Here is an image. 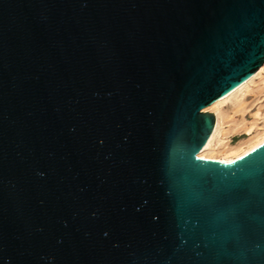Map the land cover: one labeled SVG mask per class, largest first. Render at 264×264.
Wrapping results in <instances>:
<instances>
[{
    "label": "water",
    "instance_id": "1",
    "mask_svg": "<svg viewBox=\"0 0 264 264\" xmlns=\"http://www.w3.org/2000/svg\"><path fill=\"white\" fill-rule=\"evenodd\" d=\"M264 63V0H0V264H264V142L200 155Z\"/></svg>",
    "mask_w": 264,
    "mask_h": 264
},
{
    "label": "bare ground",
    "instance_id": "2",
    "mask_svg": "<svg viewBox=\"0 0 264 264\" xmlns=\"http://www.w3.org/2000/svg\"><path fill=\"white\" fill-rule=\"evenodd\" d=\"M263 70L264 63L249 78L206 107L216 113V121L209 139L199 153L200 155L231 162L238 160L264 142V84H261V87L258 84L255 86L251 85L252 82H255V77L261 75ZM260 80H264L263 75ZM249 92L254 94V97L252 96L253 98L250 99L251 101L247 100L246 96ZM228 100L233 103L234 112L241 113L240 118H230L223 111L219 112L220 109L222 110V105ZM250 108H256L252 113V120H248L245 117V113ZM223 122L228 124L226 128L223 126ZM260 122L262 123L261 125ZM219 133H221V138L217 142V147L219 148L217 151L214 142ZM233 133H244L248 136L242 137L236 143H232L229 137ZM215 149L219 154L215 153Z\"/></svg>",
    "mask_w": 264,
    "mask_h": 264
},
{
    "label": "rangeland",
    "instance_id": "3",
    "mask_svg": "<svg viewBox=\"0 0 264 264\" xmlns=\"http://www.w3.org/2000/svg\"><path fill=\"white\" fill-rule=\"evenodd\" d=\"M262 75L264 76V70H263V73L261 74V75H257L256 77H255V79H254V81L255 82H252L251 83V85L252 86H255V85H257L258 84V86H260L261 84L263 85L264 84V80H260V77H262ZM259 78V79H258ZM257 80V81H256ZM261 87V86H260ZM247 100H249V101H251L250 99L251 98H253L254 97V94H253V92H249L247 95ZM253 96V97H252ZM222 110L220 109V113H221V111H223L226 115H227V117H234V118H240L241 117V113L240 112H234L235 110H234V107H233V103L230 101V100H228V101H226L223 105H222ZM207 109V108H206ZM256 110V108H250V110L248 111V112H246L245 113V117L248 119V120H252L253 119V116H252V113L254 112ZM212 111V110H211ZM214 112V111H213ZM215 113V112H214ZM215 115H216V113H215ZM262 123L260 122V125H261ZM227 123H225V122H223V126L226 128L227 127ZM246 136H248L247 134H239V133H233L232 135H230V137H229V139H230V141L232 142V143H236L239 139H241L242 137H246ZM219 138H221V133H219L218 135H217V137H216V139H215V146H216V149H217V151H218V139ZM225 139H228V138H225ZM217 143V144H216ZM216 149H215V153H217V154H219V152H217L216 151Z\"/></svg>",
    "mask_w": 264,
    "mask_h": 264
}]
</instances>
